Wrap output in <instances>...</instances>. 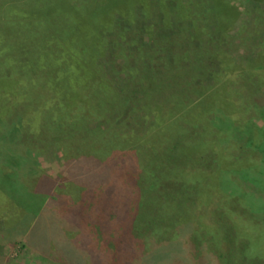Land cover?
I'll return each instance as SVG.
<instances>
[{"label": "rangeland", "instance_id": "1", "mask_svg": "<svg viewBox=\"0 0 264 264\" xmlns=\"http://www.w3.org/2000/svg\"><path fill=\"white\" fill-rule=\"evenodd\" d=\"M152 1V11L147 12L148 8L141 7L145 0H0V96L8 83L10 90L13 87L17 93L25 92L17 85L15 88L13 76L6 75V70L15 63L19 66L24 59L19 69H27L32 61L30 52L50 47V41L56 39L64 49L62 57L66 59L69 52L68 61L74 66L70 69L77 61L79 71L92 72L93 80L103 84L101 79L106 78L110 89L104 88L116 97L112 108L91 119L82 134L60 136L50 151H34L20 135L0 132V162L9 161L17 170V180L8 183L6 193L0 190V264H64L62 258L74 264L79 259L85 261L79 241L70 242L75 233L70 235L63 226L67 210L55 182L62 184L71 166L87 159H77L85 137L95 136L98 128L106 133L113 125H121L122 134L117 137L123 136V146L136 145L141 151L162 146L160 152L144 159L128 150L131 159L121 160L116 167L122 166V161L135 163L138 174L121 175L120 182L126 188L123 192L110 188L100 200L94 197L95 220L107 230L104 239L124 245L116 260L108 254L90 256L94 264H218L220 258L209 252L204 237L221 229L232 249L243 242L248 245L240 253L245 259L264 260V154L246 145V128L223 117L221 126L225 129V123L231 125L226 128L227 137L221 139L222 145L218 142L210 149L199 131L180 124L173 128L169 124L175 117L167 110L158 113L155 109V105L162 108L167 100L170 108L182 107L178 94L191 93L194 87L203 86L206 93L212 92L226 60L235 71L229 76L238 91L235 105L246 104L236 119L246 120L251 125L248 129L264 136V0H228L235 17L226 31H220L214 20H198L194 11L184 24L175 12L180 0H169L160 10L157 0ZM194 21L206 35L182 32L183 26L192 27ZM176 67L181 70L177 72ZM131 70L136 72L131 75ZM147 71H151L148 77ZM248 71L257 76H243ZM152 72L159 75L156 85L168 89L151 90ZM67 92L65 89L64 98ZM1 98L0 107L9 104ZM200 98L195 93L190 95L193 103ZM152 133L154 136L148 138ZM102 135L98 136L106 137ZM3 169L0 166V183ZM208 179L210 188H205L201 181ZM47 181L46 189L40 190ZM197 181L201 184L194 183ZM245 189L250 211L240 206L239 197ZM53 191L58 193L54 200ZM218 192L227 195V209L215 210L216 195L212 194ZM108 205L112 211L119 208V214L102 217V208ZM39 213L46 216L39 225H46V230L43 226V235L40 231L33 236L40 246H32L29 237L34 216ZM168 226L176 227L177 235L163 236ZM55 227L59 229L54 231ZM95 245L98 252L107 250L105 244ZM72 252L76 254L73 257ZM198 252L203 257L196 256Z\"/></svg>", "mask_w": 264, "mask_h": 264}, {"label": "trees", "instance_id": "2", "mask_svg": "<svg viewBox=\"0 0 264 264\" xmlns=\"http://www.w3.org/2000/svg\"><path fill=\"white\" fill-rule=\"evenodd\" d=\"M145 1V5H142L141 7L143 9L146 7L148 8L147 12H151L152 10H149V7L151 6V8H153L151 4L153 1ZM157 2L159 4L158 9L160 10V7L166 4V2H169V0H157ZM180 2L181 4L176 8L175 12L184 24H187L186 22L191 19V14L194 11L198 15V20L204 18L207 20H214L217 22V26L220 31H226L235 17V10L231 7L228 0H189L188 3L180 0ZM196 23V21L192 22V27L187 25L183 26L182 32L184 34H190L192 31L194 32V36L206 35L204 29L200 30L196 27ZM191 28H195L194 31ZM63 50L62 45L58 43L56 39H53L50 41V47H40L30 52L29 56L32 59V61L28 63L29 67L31 66L30 68L27 67V69H19V67L24 64L23 62L26 61V59H24L23 61L20 60L21 63L19 66H16L15 63L5 72L6 75L11 74L13 76L15 88L17 85L25 92L17 93L13 87L12 90H10L11 86L9 83L3 86L4 94L0 97H2L1 99L4 98L8 101L9 104H3L0 107V114H2V118H0V132L4 131L14 137L16 135H20L27 146L32 148L34 151L35 149L39 150L40 148L42 149V152L50 151L51 149L53 150L55 146H57L58 138L64 134L68 136L71 134H82V131L86 128V125L91 121V119L101 116L100 114L102 112H107V110L112 108V105H114L116 101L115 95L108 93V90L106 91L107 87L110 89L106 78L101 79L104 86H100L103 85L100 81L97 82L91 78L92 72L79 71L80 64L77 61L75 63L77 68L75 67L74 69H70L69 67L74 66H71L70 64L73 63H69L68 61L69 52H66L67 56L65 59V57H62ZM21 56L23 58H27V53L23 54L22 52ZM33 59L35 60L34 62ZM223 64L224 68L221 73V78L219 79V84L212 89V92L206 93L208 90L203 86L194 87L192 90V94L195 93L196 95L201 96L198 102L193 103L190 99L191 93H188L189 91H183L177 96L182 98V103L184 104L182 107H178L177 105L174 108H170L167 105V100L163 101L164 105L161 106L162 108L155 105V109L158 113L167 110L173 115V117H175L173 119L174 121H171L169 124L171 127L174 128L180 124L181 126L185 125V127L189 128L191 131H199L200 134H202V138H204L203 140L209 147L210 145L213 146L218 142L222 145L221 139L223 140V137H227L225 136L227 133L226 128L231 125L225 123L224 125L226 128L224 129L222 127L224 119L229 118L232 122L234 121V123L237 121L243 124V130L246 128V132H244V142L246 145L250 148L256 147L262 155L264 154V136L262 133L248 129L250 124L247 123L246 120L241 121L236 119L237 115L244 110L243 108L246 107V104H241L240 102L235 105L237 102L234 101V94L238 91L232 85L234 82L231 80L232 77H229L235 71H233V68L228 61H223ZM180 70L181 68L176 69L177 72ZM182 71L184 70L182 69ZM135 72L136 70H131L130 74L132 75ZM149 72L151 71H147V77ZM153 75L155 78L154 80H151V90H157L160 87L161 91H163L165 87L168 89L167 86H162L163 84L156 85L159 75H155L154 73ZM243 76L255 78L257 75L254 71H248L244 73ZM144 78H146V75H144ZM147 80L150 82L149 78ZM192 82L189 86H192ZM65 89H68V95L66 98L63 97ZM12 92V101L10 102V98L8 99V97ZM109 100H111L110 104H108ZM120 127L121 125H113L106 130V133L104 129L102 130L98 128L94 131L95 136H93L94 133L92 132L93 135L91 136L93 137H85L83 149L77 154V159L80 157L87 159H84L85 161H82V159L77 160V163H74V165H72L68 170V176L65 177L62 184H58L57 182H55L56 184L54 183L56 185L55 190L61 191V204H63V208L65 207L67 210L63 219L66 221H62L63 226L64 224V227L67 226V230L71 232L70 235L73 236L75 233L72 241H69L71 243L73 241H79L82 249L81 252L85 253L83 254L84 256H81L85 259V261L79 259L77 264H94L90 260V256L93 255H106L105 257L110 256L115 259L116 255L124 249V245L120 241L115 242L104 239V233L107 235V230L104 226L102 227V225L99 224L100 220L99 222H96L95 220L94 215L97 210V206L94 205V197L100 200L102 196L110 190V188H113L115 191L123 192V190L126 189L120 182V178H122L123 174L127 173L128 176L138 174V166L135 163L128 164V162L122 161V166L117 165L116 167V164H118L121 160H126V158L131 159V156L127 153L128 150L129 152L134 151V155L138 156L140 159L148 158L151 153L161 151V149H159L162 146L161 144L152 145V147H150L147 151H141L136 145H131L130 147L123 146L121 144L123 136L119 139L117 137V135L122 134L120 133ZM124 128L126 129L127 127L125 126ZM165 129L169 130V127H166ZM173 130L177 132L175 129ZM160 132L161 131L157 132L155 135ZM102 133L106 135V137L102 135L105 138H100L98 136ZM153 136L154 134L152 133V135L148 138ZM97 143H100L101 146L98 147ZM98 155L99 157L97 159L96 156ZM226 158L229 161L231 160L227 157V155ZM111 160L112 163H110ZM0 164V166L4 168L2 170L4 174H2L3 181L0 183V190L6 193L5 187L8 183L13 180H17L15 174L17 173V170L9 161L3 165L1 161ZM209 180L210 179L205 182L201 181L205 188H210V186H208ZM111 183H113V185H111ZM194 183L201 184L199 181ZM47 184L48 181L40 187V190L46 189ZM140 186L141 185L139 184L136 185L138 193H140ZM54 191L52 195L53 200L56 196H58V193ZM247 192L248 191L245 189L244 195L242 194L241 196L240 194L241 197H239L242 201L240 202V206L244 211H250L252 209V207L247 206ZM212 195H216L215 198L217 207H215V210L226 208V202L228 199L227 195L225 196L220 192ZM229 197L234 198V196L230 194ZM84 201L86 204H82ZM90 201L91 203H89ZM21 206H24V208L27 209V205L23 204ZM118 209L119 208L112 211L110 205L104 206L102 208L103 213L101 216L105 218L107 216L114 217L119 214ZM44 217L46 216H42L40 213L37 216H34L36 221L33 222V230L31 231V235L29 237L32 246H40L38 242L37 244L34 242L33 236L38 235V233L43 229V226V230H46V225L43 224V226H39L42 224ZM135 220L136 217L134 221ZM136 225L137 223L135 226ZM58 229V227H55L54 231H57ZM90 229L94 232V235L91 231H89ZM168 229L169 230L166 233V230L164 231L163 236L171 238L175 234L177 235L176 227L173 226L171 229V226H168ZM43 232L44 231H41L40 234L43 235ZM223 235L224 233L221 229L217 232L208 233V237H204V240H206L205 242L208 245L209 252L214 253L215 256L220 258L218 264H264V260L245 259L244 256L240 255V253L248 246L245 242H243L241 247L238 249H232L223 238ZM87 238L90 243L88 241V243H84V240ZM95 243L105 244L107 250L105 252H98ZM146 250L147 247L144 248L145 252ZM107 254L109 256H107ZM74 255L76 254L72 252L70 256L73 257ZM201 255V252L196 254L199 258L203 257ZM62 260L64 264H74L71 262L69 263L68 259L62 258Z\"/></svg>", "mask_w": 264, "mask_h": 264}]
</instances>
